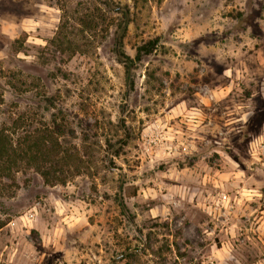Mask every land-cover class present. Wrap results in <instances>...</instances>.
<instances>
[{
  "label": "rangeland",
  "instance_id": "374dc122",
  "mask_svg": "<svg viewBox=\"0 0 264 264\" xmlns=\"http://www.w3.org/2000/svg\"><path fill=\"white\" fill-rule=\"evenodd\" d=\"M0 133V264H264V0H0Z\"/></svg>",
  "mask_w": 264,
  "mask_h": 264
},
{
  "label": "trees",
  "instance_id": "16d2710c",
  "mask_svg": "<svg viewBox=\"0 0 264 264\" xmlns=\"http://www.w3.org/2000/svg\"><path fill=\"white\" fill-rule=\"evenodd\" d=\"M118 13V12H117ZM120 13V12H119ZM122 16H123V20L124 18L127 17V12H121L120 13ZM123 20H122V24H123ZM155 47V40L153 41H149L147 42L146 44H143L142 46L138 47L136 49V53H135V57L133 59L127 57V56H124V60H120V62L123 63V66H124V69H125V75H126V79H130V74H131V70L133 69V66L136 62L140 61L141 58L144 56V55H147L149 54L152 49ZM121 55V54H119ZM122 56V55H121ZM56 132H62L60 129L58 128H55L54 129ZM44 135L42 137V140L39 141V140H35L34 142V145L36 146L37 150L40 151L39 148H41V150H45V149H53V148H45L47 145L46 143H50V138L51 136L53 135L51 130H44ZM54 133V132H53ZM5 137V135H3L2 133H0V157H8V153L10 151H13L12 149V146L11 144L9 146H7L5 144V140H3ZM11 149V150H10ZM7 155V156H5ZM39 174L41 175V177H43L44 179H46L47 177V174L45 172H42L39 170Z\"/></svg>",
  "mask_w": 264,
  "mask_h": 264
}]
</instances>
